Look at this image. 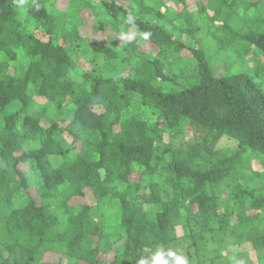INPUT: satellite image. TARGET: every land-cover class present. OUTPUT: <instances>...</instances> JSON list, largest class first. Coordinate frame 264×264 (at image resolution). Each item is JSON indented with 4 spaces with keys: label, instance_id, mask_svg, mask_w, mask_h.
I'll use <instances>...</instances> for the list:
<instances>
[{
    "label": "trees",
    "instance_id": "16d2710c",
    "mask_svg": "<svg viewBox=\"0 0 264 264\" xmlns=\"http://www.w3.org/2000/svg\"><path fill=\"white\" fill-rule=\"evenodd\" d=\"M56 1L0 0V264H137L159 245L264 260V0ZM89 29L105 41L81 46ZM166 54L195 63L170 75Z\"/></svg>",
    "mask_w": 264,
    "mask_h": 264
},
{
    "label": "rangeland",
    "instance_id": "374dc122",
    "mask_svg": "<svg viewBox=\"0 0 264 264\" xmlns=\"http://www.w3.org/2000/svg\"><path fill=\"white\" fill-rule=\"evenodd\" d=\"M205 1V0H203ZM67 5V1L66 0H57L55 3L56 8L59 10V12H62L65 10ZM169 3L168 2H164L161 10L165 9L166 6H168ZM193 8H195V5L192 6ZM92 19L91 17H89V14L86 17V22L89 23L91 22ZM251 26V25H250ZM197 30L199 31V34H202L201 32L203 31V28L201 27V23H197L196 24ZM252 30H258L260 32H264V24L257 26H251ZM86 35V39L84 41H81V46H85L90 40L95 39L98 43L104 42L106 37L105 35L103 36H93L92 34V29L86 30L85 32ZM173 37L175 39L179 38V34L178 32H174L173 33ZM208 49L212 48V45H208L207 46ZM253 48V47H252ZM254 50V48H253ZM253 53V52H252ZM121 54V53H120ZM210 55V54H209ZM212 55V54H211ZM211 55L209 56V58L211 59ZM165 58V67L166 70L168 71V73H170V75L172 74H180L185 72L187 69H189L190 67H192L194 65V61L193 60H189L188 58H177V57H170L167 54L164 56ZM247 62L249 63V65L257 63V64H262L263 63V57L261 54H253L250 56L246 57ZM229 62H233V60L231 58L228 59ZM211 64L217 68H220V63L218 61H213L211 59ZM236 66L231 67V69L228 71V73H232L236 71ZM240 70V69H239ZM153 85L155 87H157L158 89H160L163 92L166 91H173L175 88L172 87L170 84H162L159 81H154ZM38 103V102H37ZM223 138L221 140H218L217 142L214 143V147H224V146H228V145H234L235 147L237 146L236 141L234 140H229L228 138H226L225 136H222ZM214 138V135L212 134H204L202 132H194V131H189V129L186 130L185 135L183 136V141L185 144H187L188 142H191L193 140H197L200 142H203L207 145H210L212 142V139ZM24 168V167H23ZM251 169L252 171H258L261 172L262 171V163L260 160H253L251 163ZM246 178V177H245ZM28 192L30 193V195L32 196L33 199H36V196L34 194V190L32 187L28 188ZM226 204V199H222V205ZM221 211V209H220ZM92 221L96 222L98 220L97 214L96 213H92ZM177 235H180L182 233L181 228H177L176 229ZM234 243H236V241H234ZM174 250L178 251V253H182L183 255L186 256V250H185V246L183 245L182 247H177ZM219 253L221 255H224V251L222 249L219 250ZM248 264H264V260H261L260 262L256 261L255 256L253 255V253H250L248 255V258L246 259ZM220 264H226V262L223 260L221 261Z\"/></svg>",
    "mask_w": 264,
    "mask_h": 264
},
{
    "label": "clouds",
    "instance_id": "9594fccd",
    "mask_svg": "<svg viewBox=\"0 0 264 264\" xmlns=\"http://www.w3.org/2000/svg\"><path fill=\"white\" fill-rule=\"evenodd\" d=\"M13 3L17 6L22 7L25 4H27V0H13ZM33 3L35 4V8L38 11L40 5L35 3V0H33ZM124 23L127 25L134 26L135 17L131 13H129L126 16ZM137 36L141 40L147 41L150 38L151 33L147 31L144 32L130 31L128 33L121 32L118 38L120 41L130 42ZM148 250H149L148 247H144L142 248L141 251L146 252ZM137 264H188V259L185 255H183L182 253H178V251L173 250L172 248H169L165 253L163 246L159 245L156 247L155 253L150 255V258L143 255L140 256V258L137 260ZM237 264H243V262L239 261L237 262Z\"/></svg>",
    "mask_w": 264,
    "mask_h": 264
}]
</instances>
